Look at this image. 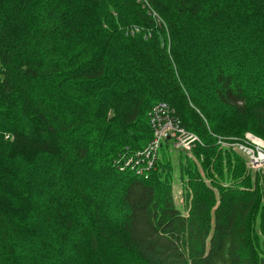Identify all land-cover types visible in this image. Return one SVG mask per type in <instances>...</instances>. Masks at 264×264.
<instances>
[{"label":"trees","instance_id":"16d2710c","mask_svg":"<svg viewBox=\"0 0 264 264\" xmlns=\"http://www.w3.org/2000/svg\"><path fill=\"white\" fill-rule=\"evenodd\" d=\"M229 2L258 11L264 32V0ZM208 4L0 0V264H264L263 171L222 146L245 132L264 140L263 47L255 32L242 56L207 40ZM175 61L229 109V124L198 89L187 95ZM163 101L203 142L179 149L191 152L178 171L185 209L171 192L174 136L147 174L116 161L144 162L135 150L152 130L136 131Z\"/></svg>","mask_w":264,"mask_h":264},{"label":"rangeland","instance_id":"374dc122","mask_svg":"<svg viewBox=\"0 0 264 264\" xmlns=\"http://www.w3.org/2000/svg\"><path fill=\"white\" fill-rule=\"evenodd\" d=\"M221 1V3L219 2ZM206 3L208 4V10L205 12V15H211L210 16H206L208 20H210L211 25H210V37H208L207 40H209L210 42H212L213 38L216 42V44L218 46H222L224 43H226L227 46L230 45H234L235 47H232L229 49V47H225L224 52L228 53V54H239L242 56V54L247 55L248 53L246 52L249 47H254L255 44L254 42L249 40V32H255L254 37H260L261 38V46L260 48H262L263 50L261 51V53L264 52V32L262 30V28L258 25L260 23H263L262 20V16L259 15L258 11H256L254 8L251 7V9L247 6V8L244 10L243 5H245L244 3H240V4H232L229 2V0H206ZM232 4V5H231ZM248 4V3H247ZM246 6V5H245ZM215 13V15H213ZM212 16L215 17L214 19H212ZM260 22V23H259ZM130 26V25H129ZM127 29L124 30V34L125 31L128 30H133V29H137L138 25H136L135 23H132V26H130ZM140 33V32H137ZM170 37V36H169ZM202 42H200V44H202ZM216 46V45H215ZM218 46H216V48H218ZM221 49V48H220ZM264 60H261V62H263ZM198 64V63H196ZM182 65H178L175 61V68H176V72L179 78V82L181 83L183 89L185 90V92L187 93V95L190 98H193V100H197V92L196 90H199V94L202 95H198V102L201 103L205 110L207 112H213L215 114L218 115H222L219 118L220 119H225L226 123L229 124L230 118H231V114L229 109L223 107L215 98L214 95L211 91V88H209V86H207V84H203V85H194V80L187 78L186 80H184L183 77H186V71L184 69L181 68ZM206 66V65H205ZM208 65L207 67H203L201 69V73H200V78L203 79V77L205 75H207V79H211L212 76V65L210 66ZM138 80V79H137ZM196 82V81H195ZM190 83V84H187ZM195 89V91H194ZM190 91H192V93L190 94ZM194 95V96H191ZM171 101V100H168ZM154 104H152L153 106ZM155 106V105H154ZM150 109H148L149 111ZM110 111H112L110 109ZM147 112V111H146ZM151 111L148 112V116L145 117L142 116L141 118H143V124L138 126V129L136 131L137 135H141L140 132L142 130H144L146 127V123L147 125H150V128L152 130V137L151 139H145L144 137H141L140 142H139V147H136L137 150H135L136 152L140 151L143 152L148 145L153 142L154 140H156L155 138V133L157 131H159L161 129V127L163 125L159 124L156 125L155 123H152L151 119L153 117H156L155 114ZM110 113V112H109ZM176 114V113H175ZM146 121V122H145ZM148 121V122H147ZM178 121V120H177ZM180 121V120H179ZM175 124H177V128L176 130H181L180 133H178V135H180L179 137H183V143H181L180 145H176L173 147L171 146V150L173 153V160L174 162H179V170H178V166H176L174 168V173L172 174V183H171V192H173L174 197L176 199V201L178 202V204L180 205V207L185 209V196H184V192H186V180H182L181 178L179 179L178 176V171L181 172V166L185 164L186 159L185 156L189 155V152H182L179 150L180 147L182 146H188L191 148L195 147L196 144H200L202 145L203 142L200 140V138L198 137V135L189 129L183 128L182 126H178L179 123L175 122ZM215 138H218L219 136H215L214 134H212ZM227 138H230L232 141H237L238 144H231L229 142L224 141L222 143L223 148L226 147H233L232 149H234L236 152L240 153V154H244L246 158H250V161L247 162V165L251 166V168L253 169H260L263 171L264 174V158L261 159L260 156H258V153H260V151H262L264 149V140L259 138L258 136H255L254 134H252L251 132H245V134L242 137H234L233 136H226ZM164 139H169V136H165L162 137ZM161 138V139H162ZM160 139V140H161ZM194 139V140H192ZM148 140V141H147ZM159 140V141H160ZM176 140V138H175ZM157 147V146H156ZM155 147V150H156ZM240 147H244L241 148ZM249 150L251 152H249ZM191 153V152H190ZM157 156V154H156ZM159 156V155H158ZM260 157V158H259ZM161 158V155H160ZM190 158L192 157V154L190 156ZM256 158V159H255ZM130 159V160H129ZM117 163L120 164L121 167L126 168V170L129 169V166H131L134 162V158L130 157L129 154H125L122 153L121 157L119 159L116 160ZM161 159L158 160V165H157V171H159V164H160ZM157 162V159L155 158V162L154 164H152V167L150 168V170L155 168V164ZM3 169V168H2ZM149 170V171H150ZM53 171L52 169H50L48 175L49 177L52 176ZM165 172L163 171L162 174H160V178L159 179H163ZM166 175V174H165ZM230 178L227 176V178L224 181H229ZM264 183V182H263ZM31 196V193H30ZM190 197V196H189ZM98 200L101 199V196L99 195L98 198H96ZM117 201H116V196L115 193H110V195L108 196V200H107V210L108 212H110V215H113L114 213H118L117 210Z\"/></svg>","mask_w":264,"mask_h":264},{"label":"built area","instance_id":"2783aa9c","mask_svg":"<svg viewBox=\"0 0 264 264\" xmlns=\"http://www.w3.org/2000/svg\"><path fill=\"white\" fill-rule=\"evenodd\" d=\"M152 112L156 116L151 119L152 123H155L156 125L161 124L163 126L161 127L159 131L155 133L156 140L151 142L148 145V147L143 151L144 159L142 160L144 162L138 163L140 161V158H134L136 165L135 166L133 165L132 167L136 170L137 173L147 174L149 172L156 158L155 147L158 145V142L162 137L169 136V135L174 136L176 138V145H180L181 143H183V140H184L183 137H179L180 135H178V133H180L181 130H178V131L176 130L177 124H175V122L178 123L180 121L179 120L177 121L175 117V110L172 107H170L167 102L163 101L162 103H158L156 106L152 108ZM241 148H244V147H240V149ZM249 152L251 151L249 150ZM258 156H260L261 159L264 158V149L263 151H260V153H258Z\"/></svg>","mask_w":264,"mask_h":264},{"label":"bare ground","instance_id":"6f19581e","mask_svg":"<svg viewBox=\"0 0 264 264\" xmlns=\"http://www.w3.org/2000/svg\"><path fill=\"white\" fill-rule=\"evenodd\" d=\"M263 151V150H262Z\"/></svg>","mask_w":264,"mask_h":264}]
</instances>
